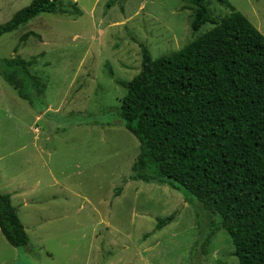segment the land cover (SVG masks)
<instances>
[{
  "label": "rangeland",
  "instance_id": "374dc122",
  "mask_svg": "<svg viewBox=\"0 0 264 264\" xmlns=\"http://www.w3.org/2000/svg\"><path fill=\"white\" fill-rule=\"evenodd\" d=\"M31 1L0 0V25ZM228 1L264 34V0ZM73 2L81 15L41 13L0 35V61L16 49L37 56L33 71L47 81L32 105L0 77V192L19 194L13 203L30 238L15 247L0 230V264H240L225 229L204 246L211 217L200 201L169 184L129 178L140 141L120 116L127 89L118 80L139 73L140 42L159 57L214 25L194 33L193 6L184 0L60 6L73 9ZM207 3L218 20L230 11ZM31 31L38 35L22 38Z\"/></svg>",
  "mask_w": 264,
  "mask_h": 264
},
{
  "label": "trees",
  "instance_id": "16d2710c",
  "mask_svg": "<svg viewBox=\"0 0 264 264\" xmlns=\"http://www.w3.org/2000/svg\"><path fill=\"white\" fill-rule=\"evenodd\" d=\"M62 1L32 0L0 25V35L41 13L81 15L76 2L68 9ZM184 1L193 6L194 33L214 26L159 57L140 42L139 73L118 80L127 89L121 119L140 141L129 178L169 184L197 199L211 217L204 246L223 228L240 264H264V34L228 0H216L230 8L221 20L208 0ZM30 34L38 35L22 38ZM14 52L0 61V77L34 105L47 89L46 79L33 71L38 57ZM122 191L118 187L116 195ZM174 218H159L157 228ZM0 229L11 245L29 244L10 193L0 192Z\"/></svg>",
  "mask_w": 264,
  "mask_h": 264
},
{
  "label": "crops",
  "instance_id": "0c3cea01",
  "mask_svg": "<svg viewBox=\"0 0 264 264\" xmlns=\"http://www.w3.org/2000/svg\"><path fill=\"white\" fill-rule=\"evenodd\" d=\"M33 130H34V132H36L37 134L40 132V130H39V128L38 127H34L33 128ZM1 193H10V192H1ZM11 194V199H12V203H13V199H19L20 200V196H19V194H14V193H10ZM18 202H20V201H18ZM25 203H27V201H25ZM13 205H14V203H13ZM15 206V205H14ZM16 207V206H15ZM1 230V229H0ZM234 251V250H233ZM232 251V252H233ZM231 252V253H232Z\"/></svg>",
  "mask_w": 264,
  "mask_h": 264
}]
</instances>
